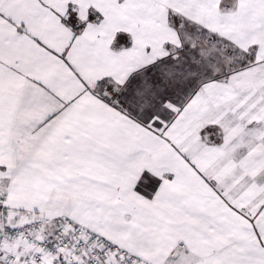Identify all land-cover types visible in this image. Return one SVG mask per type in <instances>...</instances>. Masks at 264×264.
I'll use <instances>...</instances> for the list:
<instances>
[{
    "label": "snow or ice",
    "instance_id": "1",
    "mask_svg": "<svg viewBox=\"0 0 264 264\" xmlns=\"http://www.w3.org/2000/svg\"><path fill=\"white\" fill-rule=\"evenodd\" d=\"M0 264H264V0H0Z\"/></svg>",
    "mask_w": 264,
    "mask_h": 264
}]
</instances>
